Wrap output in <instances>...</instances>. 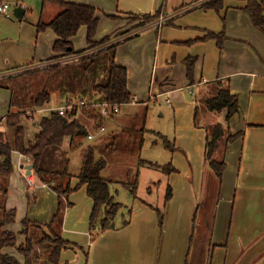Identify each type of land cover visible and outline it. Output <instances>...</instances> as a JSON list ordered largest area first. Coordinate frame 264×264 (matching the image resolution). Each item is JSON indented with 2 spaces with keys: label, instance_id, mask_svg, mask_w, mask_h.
<instances>
[{
  "label": "crops",
  "instance_id": "crops-1",
  "mask_svg": "<svg viewBox=\"0 0 264 264\" xmlns=\"http://www.w3.org/2000/svg\"><path fill=\"white\" fill-rule=\"evenodd\" d=\"M65 1L96 9L99 24L95 41L108 36L116 41L118 35H128V40H121L116 47L114 62L127 71V89L132 102L121 105L117 114L124 106L145 105L147 109L158 97L167 96L165 103L171 108L173 118L172 138L169 140L165 132H159V141L151 143L163 145L160 138L163 136L174 144L173 152L166 149L175 171L167 175L160 171L166 188H171L170 199L164 204V194L163 209L159 208L163 212L162 225L158 221V206L135 196L131 197V206L117 214L113 229L91 239L92 200L87 196L86 185L62 196V219L52 227L70 244L61 251L59 264H195L194 260H199L198 264H264V33L252 25L244 10L246 0H222L219 12L201 8L210 0ZM16 7L24 10L21 18L14 16ZM60 11L57 5L35 0L31 7L17 1L11 7L10 18L0 14V81L3 84L0 132H4L6 116L24 106L22 101L14 102L12 89L3 83L5 77L9 79L27 67L50 66L58 61L51 60L55 56L52 47L56 34L49 28L38 32L37 24L48 23ZM156 12L159 13L157 20L134 28L136 17ZM161 18L163 21L159 24ZM210 32L224 34L220 46L214 39L198 40ZM71 43L74 51L88 47L85 26L80 27ZM188 57L196 58L192 83L186 73ZM69 63H61L59 67ZM217 80H226L230 94L238 97V110L226 127L232 134L239 132L241 136L216 154L222 156L225 168L221 180H217L216 209L210 215L213 226L209 229L203 220L194 242L205 174L211 172L204 161L207 127L224 123L223 113H210L201 107L202 100L213 93L211 84ZM44 89L51 97L50 103L63 106L52 96L55 95L52 87L44 86ZM96 100L90 103L99 104ZM196 107H199L197 114ZM56 108L38 109L43 112ZM79 116L78 110L77 119ZM122 120L123 123L127 118ZM84 123L87 133L95 135L94 139L105 132L97 133L87 119ZM11 161L13 171L7 180L2 205L7 211L14 209L16 216L13 223L2 229L20 233L24 229L23 221L27 220L36 230L40 229L34 225H40L49 233L46 225L58 209V194L49 183L35 177L33 168L27 175L25 167L33 165L30 160L13 151ZM78 182L72 176L60 180L59 184L62 188L67 185L74 188ZM23 240L18 236L17 247ZM2 252L24 264V257L17 255L14 247L4 248Z\"/></svg>",
  "mask_w": 264,
  "mask_h": 264
},
{
  "label": "trees",
  "instance_id": "trees-1",
  "mask_svg": "<svg viewBox=\"0 0 264 264\" xmlns=\"http://www.w3.org/2000/svg\"><path fill=\"white\" fill-rule=\"evenodd\" d=\"M41 2L43 4L51 3L57 5L61 9L59 14L48 23L39 22L37 24L38 32L49 28L57 36L52 47L55 56L51 60H59L62 57L71 55H80L78 60L83 61L84 64L89 60V63L93 65L100 59L107 67L106 81L92 87V91L99 96V102H97L99 104L88 103L79 109L80 117L87 119L92 123L94 129H98L102 127L108 119L101 115L100 105L107 103L121 106L132 102V96L127 89V71L124 67L116 65L114 62L116 47L120 44L121 40H128V37L126 34L122 35L123 37L118 35V37H116L117 42L112 41L109 36L102 38L100 41H95L94 36L96 35L99 19L96 17V9L93 6L71 3L65 0H41ZM222 2V0H210L204 3L201 8L213 9L219 12L223 7ZM244 10L249 14L252 25L264 33V0H246ZM158 16V12L145 15V18H147L146 24L154 22L158 19ZM82 26L86 27V42L88 47L80 51H74L71 38L77 34ZM223 38V33L210 32L205 37L198 40L214 39L220 46ZM186 61L187 77L192 83L193 67L196 58L188 57ZM59 66L60 64L55 63L47 68L26 72V74L39 70L57 71V69L60 68ZM1 86H3V84L0 81V87ZM211 86L213 87V93L202 100L201 107L203 106L204 109L210 113H223L224 123H215L207 127L204 161L220 181L225 168V162L222 156L217 157L216 154L217 152L221 153L222 150L224 151L228 143L233 142L236 138L241 136L239 132L232 134L226 127L228 121L238 110V97L230 94L226 80L214 81ZM49 102L50 95L45 89L37 94L34 101L38 108L49 104ZM198 108L199 107H196L195 109L196 114ZM4 124L9 132L12 133V140L10 141L7 132H0V157L2 158V161H0V181H2V178L5 181L6 177L13 171L11 153L15 151L22 156H28L33 164V171L36 176L43 183H49L52 190L58 194V209L52 221L46 225L49 233L44 231V227L34 225L42 232V238L38 240V243L40 245H46L45 248L48 254L45 262L47 264H59L61 251L70 244L68 241L63 240L59 233L52 227L54 223L62 219L64 208L61 199L62 196H67L71 192L78 190L81 186L86 185L87 196L92 200V210L89 217V232L91 234V239L115 227L114 221L120 208H122V204L114 200V196L110 191L111 182L101 176L102 171H104L107 166V162L102 158L97 159L93 148L88 147L82 153L81 168L79 173L75 176L79 182L74 188H70L69 185L62 188V185L59 183L57 185L55 183L53 184L50 182L49 178H47L49 173L60 180L72 178L67 168L62 171L46 170L43 165V157L48 150L61 147L67 138L69 139V145L73 148L76 146L77 140L87 137V129L79 119H75L70 115L61 116L57 112H51L38 121L36 124L38 127L37 134L33 141L27 142L25 140L24 127L20 123L19 113L7 115ZM160 138L164 147L173 152L174 144L163 136H160ZM138 164L157 169L166 175L175 171V168L171 166L170 162L160 165L145 159H138ZM4 181L0 186L2 195L6 194V184ZM124 186L129 190L131 197L135 198L137 179L130 186ZM170 197L171 188L167 186L164 204L168 202ZM156 211L158 213L159 224L162 225L163 212L159 209H156ZM0 212L2 214L0 228L14 222L16 216V211L14 209L7 211L2 205L0 206ZM27 224H29V222L24 220L23 225L25 228ZM26 231L27 229H24L22 234H25ZM15 243L16 238L14 233L8 230L0 233V264H21L20 260L15 256L2 252L3 248L12 247ZM18 251L24 257V264H32L29 260V254L33 251V245L30 239L27 238L25 245H20ZM199 262V260H194L195 264Z\"/></svg>",
  "mask_w": 264,
  "mask_h": 264
},
{
  "label": "rangeland",
  "instance_id": "rangeland-1",
  "mask_svg": "<svg viewBox=\"0 0 264 264\" xmlns=\"http://www.w3.org/2000/svg\"><path fill=\"white\" fill-rule=\"evenodd\" d=\"M17 1L27 7L33 6L35 2V0ZM17 1L8 0L11 7H14ZM136 18L137 21L135 22L136 25L134 28L140 27L138 25H146L147 18H145V16ZM70 62L71 63L68 65L60 67L57 71L39 70L27 74L25 72L47 68L49 64H46L43 68L27 67L14 73L13 77L9 79L5 77L6 79L3 83H7L12 89L14 102L22 101L24 105L17 109L15 113L20 114V123L24 127L26 142L33 141L38 132V127L36 125L38 121H40L43 116H47L50 112H53L51 110L39 112L41 109H38L34 103L37 94L43 90L44 86L52 87L55 94L52 96L56 99V102H59L63 106L66 105L65 101L69 100V98L76 104H79L82 100L85 101V103H90L96 99V101L99 100V96L92 91V87L96 84L104 83L107 79V67L103 61L99 59L93 65L89 63V60H87L86 64L79 60ZM211 88L213 89V87ZM166 98L167 96L158 97L156 102H151L147 106V109L145 105L139 107H122L119 114H114L115 116L111 115L110 117H114H109L105 124H103L105 132L91 141H88L86 138H81L76 141L77 144L75 147L69 148V139L67 138L63 146L58 148V152L50 149L44 154L43 165L45 169L48 171H62L67 168L70 175L76 176L81 168L83 151L91 147L94 149L97 159L102 158L107 162V166L104 171H102L101 176L111 182L110 191L114 196V200L122 204V208H120L118 214H121L122 211H126L131 206L133 200L129 190L122 184L130 186L136 179L137 199L144 200L155 206L157 205L158 209L160 208L162 210V198L166 190V180L159 170L139 165L138 159H147L159 164L169 162V151L161 143L156 145L151 143L155 140L159 141V132L161 134L165 132L169 140L172 138L173 118L171 116V108L165 103ZM52 107L56 108L57 105L55 103H50L41 108L47 109ZM36 109L38 110L36 111ZM161 113L163 117L160 116ZM124 118H127V120L122 123L120 120ZM79 120L83 125L85 124V118L79 116ZM88 128L91 127L88 126ZM4 132H7L11 141L12 133H10L5 126ZM0 161H2L1 157ZM8 177L9 176L6 177L5 181L3 178L2 181H0V186L3 181L5 182L6 189ZM27 178L30 184L29 176H27ZM47 178L56 185L60 182V179L53 177L50 173ZM159 180L162 183L156 184ZM217 180L218 179L212 174V171H208L205 174L202 202L199 205V216L194 225V229H196L193 236L194 242L196 241V232H199V229H201L200 224L203 220H206L207 226H209V229H212L214 219H210V215L211 212L216 209L217 198L214 197V195L217 194ZM5 196L6 194L2 195L0 192V206H2L3 197ZM1 221L2 214L0 212V222ZM28 225L26 228L24 227V229H27L25 234H22V232L16 233L11 230L16 238V243L12 247L15 248L16 254L19 255L18 247L20 245L17 247L18 236H20V241L25 238V240L22 241L23 243L21 242L22 246L25 245L26 239L28 238L33 245V251L29 254L30 263L47 264L45 262L48 254L45 248L46 245H40L38 243V240L42 238V232ZM2 228H0V233L6 230Z\"/></svg>",
  "mask_w": 264,
  "mask_h": 264
},
{
  "label": "built area",
  "instance_id": "built-area-1",
  "mask_svg": "<svg viewBox=\"0 0 264 264\" xmlns=\"http://www.w3.org/2000/svg\"><path fill=\"white\" fill-rule=\"evenodd\" d=\"M0 14L6 18L11 17V5L8 2L0 0ZM162 21H163V18L159 20V24H161ZM79 58H80V55L66 56L64 59H61V60L59 59L53 64L69 63L70 61H75ZM45 66L46 64L42 66H38V68L39 67L43 68ZM85 105H87V103H85L84 101H80L79 104L69 101L65 106L57 107L53 112H57L61 116L70 115L76 119L77 118L76 114L78 113V110ZM119 109H120V106L118 105H110L107 103H103L102 105H100L101 115L105 118H109L111 115L117 114L119 112ZM104 131H105L104 126L99 127L97 129V133H103ZM94 136L95 135L93 133H89L87 138L88 140H93ZM24 157L26 160H30L28 156H24Z\"/></svg>",
  "mask_w": 264,
  "mask_h": 264
},
{
  "label": "water",
  "instance_id": "water-1",
  "mask_svg": "<svg viewBox=\"0 0 264 264\" xmlns=\"http://www.w3.org/2000/svg\"><path fill=\"white\" fill-rule=\"evenodd\" d=\"M23 12H24V10L21 7H16L13 10L14 16L17 17V18H21ZM32 168H33V165H27L25 167V169L28 170L27 175H29L31 173Z\"/></svg>",
  "mask_w": 264,
  "mask_h": 264
}]
</instances>
